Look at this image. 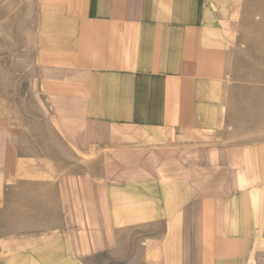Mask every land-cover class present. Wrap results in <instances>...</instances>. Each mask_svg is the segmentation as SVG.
Wrapping results in <instances>:
<instances>
[{"label":"crops","instance_id":"crops-1","mask_svg":"<svg viewBox=\"0 0 264 264\" xmlns=\"http://www.w3.org/2000/svg\"><path fill=\"white\" fill-rule=\"evenodd\" d=\"M233 4L0 0L1 155L12 129L7 88L25 72L42 100L32 114V148L39 154L33 165L46 143L73 155L174 151L186 139L206 137L217 145L211 156L224 155L230 171L228 189L196 202L194 264H264V84L238 77L223 26ZM158 181L112 187L109 200L128 201L113 203L119 222L144 216L137 201L149 198L147 189L157 190ZM168 185L160 191L168 193ZM180 200L173 196L171 206Z\"/></svg>","mask_w":264,"mask_h":264},{"label":"rangeland","instance_id":"rangeland-1","mask_svg":"<svg viewBox=\"0 0 264 264\" xmlns=\"http://www.w3.org/2000/svg\"><path fill=\"white\" fill-rule=\"evenodd\" d=\"M233 1L223 26L235 69L238 77L264 84V0ZM11 85L4 109L12 129L0 153V264H194L196 202L228 189L224 155L211 156L217 145L199 136L174 151L135 147L72 155L50 151L46 143L33 165L39 154L32 148V114L42 100L26 72ZM60 155L74 157L49 158ZM98 161L104 167L96 168ZM149 179L163 184L137 201L144 216L119 222L113 203L128 201L109 200L112 187ZM177 183L184 190L176 193ZM166 185L168 193L161 192ZM166 195L169 200L161 199ZM173 196L183 197L179 205L171 206Z\"/></svg>","mask_w":264,"mask_h":264}]
</instances>
